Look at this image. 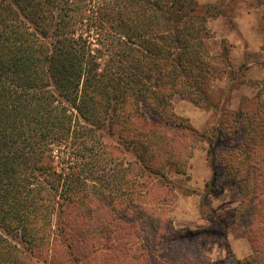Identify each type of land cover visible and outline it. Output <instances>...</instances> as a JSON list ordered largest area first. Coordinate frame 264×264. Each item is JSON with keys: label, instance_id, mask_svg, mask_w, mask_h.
I'll use <instances>...</instances> for the list:
<instances>
[{"label": "trees", "instance_id": "1", "mask_svg": "<svg viewBox=\"0 0 264 264\" xmlns=\"http://www.w3.org/2000/svg\"><path fill=\"white\" fill-rule=\"evenodd\" d=\"M215 8L198 0H0V264H35L37 251L52 246L57 264L135 258L130 243L118 247L124 238L113 225L81 232L76 251L66 250L67 239L52 228L55 216L71 218L70 206L88 211L99 195L123 207L128 224L137 220L145 261L176 264L161 244L180 233L157 219L166 217L174 187L169 173L185 175L196 147L206 152L213 173L206 192L235 184L243 204L238 218L250 231L262 222L264 78L256 96L243 98L237 110L214 103L212 80L226 75L229 95L257 63L247 58L233 66L232 46L226 39L218 44L209 27L211 18L225 15ZM97 35L105 38L97 41L102 49L92 41ZM258 63L264 66V56ZM175 96L213 110L215 125L200 131L175 114ZM53 147L74 149L69 169L87 160L95 172L100 161L104 175H90L92 184L81 195L74 183L66 184L68 195L60 201L59 189L49 184L52 202L41 193L46 179L62 177L45 163Z\"/></svg>", "mask_w": 264, "mask_h": 264}, {"label": "rangeland", "instance_id": "2", "mask_svg": "<svg viewBox=\"0 0 264 264\" xmlns=\"http://www.w3.org/2000/svg\"><path fill=\"white\" fill-rule=\"evenodd\" d=\"M85 1L90 4L92 0ZM96 1L103 5L106 0ZM198 1L204 6H216V11H224L225 15L209 20V27L215 33L218 44L222 39H226L232 46L231 61L233 66L240 67L247 58L257 60V63L250 64L249 70L244 74L246 83L231 92V95L226 93L229 86V78L226 75L212 80L209 84V93L214 103L228 102L227 105L230 109L237 110L243 102V98L252 99L256 96L258 91L256 83L264 78V66L258 63L264 56V5H261L258 0ZM98 39L102 42L105 38L97 35L92 40L96 48L102 49V46L97 42ZM173 110L175 114L189 119L191 124L200 131L208 130L214 126L217 118L213 110L196 106L179 96L173 98ZM91 145L92 142L89 146ZM80 147L83 148L82 145ZM53 148L52 155L45 154V163L54 165L62 177H53L52 181L46 179L44 190L41 193L52 202L56 197H52L53 192L48 197L51 192L49 184L59 189L58 198L60 201L62 194L68 195L66 184L69 186L70 183H74L73 187L81 195L87 192L92 184L90 175L94 174L96 177L104 175L100 161H98L99 165L95 163L98 168L95 172L87 169L85 166L87 160H78L76 168L69 169L73 164L72 161H75L73 158L74 149L58 150L56 147ZM75 153L82 155L77 150ZM128 159H132V157L128 156ZM93 161V159L89 160V162ZM100 165L101 168H99ZM62 167H65V174ZM169 179L174 187L167 197L166 217L158 218L157 222L167 228V231L180 233L175 236L172 233L162 239V248L171 252L170 259L176 261V264H233L230 259L234 256L241 261L253 259L256 260L253 264H264V215L261 217L262 222L257 221L255 230L250 231L238 218L243 204L242 194L235 184H221L215 194L206 192L205 185L208 181H212L213 173L206 152L201 147H196L194 150L187 173L182 175L170 172ZM112 198H116V201L119 200L117 197ZM145 198L150 201V197ZM91 199L95 201L94 204L90 200L92 209L85 211L83 207L74 209L70 206L67 211L71 209V218L61 215V217L55 216L53 219L54 227L52 226V228L54 231L63 234L67 239L66 242L71 243L69 248L66 244V250L76 251L79 246H82L78 244L80 241L78 235L82 233L87 235L89 231L97 228L109 230L113 225L114 229H121L122 234L117 237L124 238V241L119 240L118 247L123 242L130 243L127 248H131L135 257L127 260L125 264H168V261H163L160 258L155 261L147 257L148 260L145 261V251L139 246L140 242L145 240V234L142 233V228L136 224L137 220L134 225L128 224L129 219L122 216L120 208L123 207L114 206L111 202L107 204L102 195ZM260 199V207L264 212V196ZM63 218H65L64 223L59 228L58 223ZM135 219H130V223ZM78 227L80 229L76 232ZM104 245L108 247L110 243L104 239ZM50 249L38 250L33 262L35 264H57V261H54V259L56 260L54 247L52 246ZM82 249L83 247H81V251ZM92 249L95 250V248ZM165 256L167 257L168 254ZM87 263L95 264V261L86 257L82 264Z\"/></svg>", "mask_w": 264, "mask_h": 264}, {"label": "crops", "instance_id": "3", "mask_svg": "<svg viewBox=\"0 0 264 264\" xmlns=\"http://www.w3.org/2000/svg\"><path fill=\"white\" fill-rule=\"evenodd\" d=\"M205 187H206V185H205Z\"/></svg>", "mask_w": 264, "mask_h": 264}]
</instances>
